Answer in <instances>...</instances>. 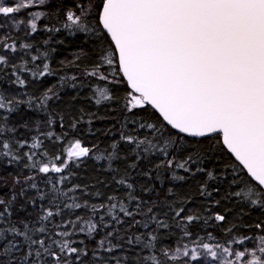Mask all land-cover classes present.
<instances>
[{
    "label": "snow or ice",
    "instance_id": "1",
    "mask_svg": "<svg viewBox=\"0 0 264 264\" xmlns=\"http://www.w3.org/2000/svg\"><path fill=\"white\" fill-rule=\"evenodd\" d=\"M46 5L49 11H31ZM61 6L64 0L54 6L49 0H0V16L12 18L17 31L26 25L25 36L62 29L70 35L90 34L98 46V56L81 74L112 85L111 89L95 86V104L119 99L126 113L135 115L151 109L156 114L153 117L149 113V119L139 121L125 117L120 139L111 143V151L106 149L107 155L100 153L95 159L109 161V170H114L111 162L122 158L124 142L134 146L131 151L136 159L128 165L131 169L141 160L156 156L158 162L144 175L151 178L156 172L159 178L167 171L173 180L183 181L188 177L179 175L180 170L190 177L202 174L206 179L199 186L201 196H212L209 182H226L234 188L226 199L234 197L238 203L264 210V0H76L59 20ZM22 11L30 19L14 17ZM42 18L57 19L59 26L45 24L40 28ZM34 47L28 42L17 44L10 35L0 37V72L11 71L14 83L21 87L27 84L22 78L25 72L33 79L54 75L49 63H43L42 68L36 64L47 58L48 52L32 54ZM70 66L80 67L75 60ZM67 79L62 77L60 85ZM70 80L77 82L79 76L74 74ZM120 85L125 86V95L118 98L114 90ZM70 86L76 88L77 83ZM54 99L59 100L60 95L52 86L38 101L47 106ZM19 102L0 94V110L6 109L9 114L17 111ZM28 103L32 105L31 99ZM80 120H74L71 128L76 129ZM48 123L51 126L53 121ZM129 123L145 129L147 134L141 137L126 131ZM16 130L8 126L7 115H0V156L9 158L8 164L26 158L29 163L24 167L35 172L23 177L19 195L34 189L36 196L28 203H48L39 205L41 214L34 221H13V203L18 194L13 191L10 199L0 198V264H203L204 255L216 264H264V234L256 237L251 248L245 246L253 240L251 236L224 244L197 242L189 247L178 242L174 249L159 246L162 237L158 230L170 227L165 223L168 213L161 218L154 211L156 205H148L134 194L135 185L129 182L127 170L116 181L128 190L126 197L110 195L106 204L81 200L76 195L82 189L79 184L64 187L71 178L70 165L92 156L97 145L84 146L80 139H74L62 149L66 155L55 150L50 154L40 137L53 145L63 144L67 133L61 136L51 130L42 132L29 146L27 140L6 135ZM26 146L43 149L41 156L46 159H36L35 151L21 155L19 149ZM217 161L215 167L210 165ZM37 174L47 177L46 188L36 181ZM12 179L13 187L22 183L20 175ZM5 180L0 176V187L7 186ZM132 201L134 207H130ZM80 209L88 210L90 215H76ZM169 210L174 219L179 218L183 236L190 237L187 225L200 217L182 215L184 206L169 205ZM214 219L225 222L226 216L216 213ZM254 227L264 233V222ZM134 228L146 231L133 232ZM145 249L149 254H142Z\"/></svg>",
    "mask_w": 264,
    "mask_h": 264
},
{
    "label": "trees",
    "instance_id": "2",
    "mask_svg": "<svg viewBox=\"0 0 264 264\" xmlns=\"http://www.w3.org/2000/svg\"><path fill=\"white\" fill-rule=\"evenodd\" d=\"M49 2L54 6L59 0H49ZM75 2L76 0H64V6H61L60 9L59 20L64 19L65 11L67 8L73 7ZM31 11H49V8L46 5L31 9ZM24 12L26 15V11ZM45 24L59 26V21L57 19L50 21L47 18H42L38 22V27L42 28ZM92 24H95L94 18ZM5 35H10L17 44L21 42L32 43L35 46L31 50L32 54H36L37 51L41 54L48 52V57L42 58L36 64L42 68L43 63L47 62L55 72L54 75L41 79H33L30 73L25 72L22 75V78L27 81L24 87L14 83L11 71L0 72V94L5 95L9 99L15 98L20 101L17 104V111L11 114L6 109L0 110V115L8 116V126L17 129L15 133L6 135L19 141L27 140L30 146L33 138L39 136L42 132L51 130L61 136L67 133L64 136L63 144L57 142L53 145L52 141L40 137L44 142V148L48 149L50 154L55 150L62 155H66L62 152V149L67 147L74 139H80L84 146H98V150L92 156L85 157L70 165L71 178L64 185L65 188L79 184L82 189L78 190L76 195L81 200H87L97 205L106 204L110 195L115 194L118 198L126 197L128 190L123 186L117 185L116 181L127 170L129 182L135 185L134 194L146 204L156 205L154 211L161 218H163L165 212L168 213L165 223H168L170 227L158 230V235L162 237L159 241V246L168 249H173L178 242L193 247L196 246L197 242L224 244L233 238L241 236L253 237V240L247 241L245 245L251 248L253 247V241H256V237L264 234L254 227L257 223L264 222V210L256 209L247 203H238L234 197L226 199L228 192L234 190V188L230 189L226 182H209L208 190L212 191V196H201L199 186L206 179L202 174L190 177L187 173L180 170L178 172L179 175L188 177L186 180L180 181L173 180L170 172L163 171L159 174V178H157L158 174L156 172H153L150 178L144 173L153 167L154 162H158V157L151 156L150 159H143L135 169H131L128 165L136 159L131 151L134 146L124 142H121L122 158L111 162L114 170H109V161L95 159V155L100 153L107 155L106 149L111 151V143L120 139L121 122L125 117L129 120L139 121L141 118L149 119V113H152L153 117L156 114L151 109L147 113L140 110L135 115L126 113L119 99L113 102H105L101 105L95 104L93 97L95 86H107L111 89L112 85L81 74L84 68L90 66V61L98 56V46L94 37L84 32L70 35L67 29L52 33L40 30L31 36L14 35L0 29V37ZM45 41H48V43H45ZM77 56L80 59L76 60ZM74 60L75 63L80 65L79 68L70 66ZM74 74L79 76V81L73 82L70 80V77ZM62 77L69 78L63 86L59 83ZM71 83H77V87L72 88L70 86ZM52 86H55L56 91L59 92L60 99L49 101L47 106L40 105L38 98L43 96L48 87ZM124 89L125 86L120 85L114 90V94L118 98L123 97L125 95ZM30 99L32 101L31 106L28 103ZM81 116L84 117L83 120H80ZM49 120L53 121L51 126H49ZM74 120H80L76 129L71 128V123ZM89 120H91V123L88 122ZM24 125H27V127ZM126 131L138 133L141 137L147 134L145 129H139L136 124L132 123L128 124ZM29 146L19 149V153L23 155L24 152L35 151L37 153L36 159H46L41 156L43 149L32 150ZM125 157L127 159H124ZM8 159L0 156V176L6 177L3 183L7 185L0 187V198L7 200L10 199L13 191L17 193V199L13 203V209L15 210L12 216L13 221L25 219L34 221L41 214L39 205H47L48 201H37L36 206L28 203L29 198L36 196V191L30 188L23 195H19L21 187H24L23 177L33 174L35 170L24 167L25 164L29 163L26 158L12 164L7 163ZM217 163L218 161L210 162V165L215 167ZM76 164L79 166L77 167ZM115 169H119V171H115ZM67 174L66 172L65 175ZM13 175H20L22 183L13 187ZM46 179L47 177L42 174L36 175V181L41 188H46L44 184ZM53 179H55V175H53ZM28 183H31V181ZM217 187L220 191H213ZM149 188L151 191L145 190ZM170 189L171 192L169 191ZM96 192H100L101 195L96 196ZM217 200L220 201L219 204L214 203ZM169 205L173 208L184 206L185 213L182 215H197L200 217L187 225V231L191 233L190 237L183 236L182 224L179 223V218L174 219L173 212L169 210ZM134 206L135 201H132L130 207ZM86 212L88 210H76V215H84ZM216 213L224 214L226 221H216L214 219ZM88 214L90 215V212ZM65 216H68L67 210H65ZM93 218L98 219V216ZM59 219L57 217V221ZM105 219H108V217H105ZM125 219L126 223H131L130 219ZM136 219H141V217L137 216ZM152 227L155 228L156 226L152 225ZM227 229H231V232H228ZM132 231L145 232L146 230L134 228ZM84 235L81 234L80 238H84ZM135 251H139V246H136ZM142 254H149V250L145 249ZM169 264H172V262H169ZM176 264H179V262H176ZM193 264H196V262H193Z\"/></svg>",
    "mask_w": 264,
    "mask_h": 264
},
{
    "label": "rangeland",
    "instance_id": "3",
    "mask_svg": "<svg viewBox=\"0 0 264 264\" xmlns=\"http://www.w3.org/2000/svg\"><path fill=\"white\" fill-rule=\"evenodd\" d=\"M8 2L10 3L11 2V0H8ZM22 12H24V11H22ZM19 13V14H14V17L16 18V19H25V20H27V19H30V17H28L27 15H25V12L24 13ZM11 19L12 18H6V17H2V16H0V25H5V27H3V28H0L1 30H4V31H6V32H9V33H12V34H14V35H24V33H25V31H26V25H21L20 26V30L19 31H17L14 27H13V25L11 24ZM82 159H84V158H82ZM255 243H256V241H253V243H252V246H254L255 245ZM175 247H176V245H175ZM174 247V248H175ZM233 247H235V248H241L242 249V247H244V246H238V245H233ZM173 248V249H174ZM198 250H200V251H202V249H198ZM202 261H203V263H205V264H216V262L215 261H212L211 260V257L210 256H207V255H204V256H202Z\"/></svg>",
    "mask_w": 264,
    "mask_h": 264
}]
</instances>
